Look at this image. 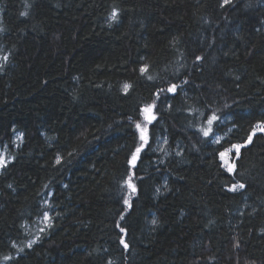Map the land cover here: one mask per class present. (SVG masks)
I'll use <instances>...</instances> for the list:
<instances>
[{
    "label": "trees",
    "instance_id": "obj_1",
    "mask_svg": "<svg viewBox=\"0 0 264 264\" xmlns=\"http://www.w3.org/2000/svg\"><path fill=\"white\" fill-rule=\"evenodd\" d=\"M2 156L0 264H264V0H0Z\"/></svg>",
    "mask_w": 264,
    "mask_h": 264
},
{
    "label": "snow or ice",
    "instance_id": "obj_2",
    "mask_svg": "<svg viewBox=\"0 0 264 264\" xmlns=\"http://www.w3.org/2000/svg\"><path fill=\"white\" fill-rule=\"evenodd\" d=\"M227 2H228V0H225V3H227ZM115 16H116V13H115V11H114L113 14H112V18L115 19ZM197 59H199V57H198ZM141 71H145V69H142ZM127 87H128V85H125V88H127ZM174 90H175V86H173V88L170 89V91H174ZM150 110H151V106L146 107V108L144 109V111H145L146 114L150 113ZM145 118L148 119L149 121H150L151 119H154V117H152L151 115H146ZM212 119H215V117L213 116ZM211 122H212V121L209 120V124H211ZM136 127L139 129V128H140V125L137 124ZM208 131H210V129L207 130V131H204V135H205V136L208 135ZM141 140H143L145 143L147 142V138H146V136L144 135L143 131L141 132ZM142 147H143V145H141L140 147H138V148L136 149V153H134V154H133V157H132V161H133V162L136 160V154H138V153L140 152V150H141ZM223 155H224V154L221 153V156H222V157H223ZM228 170L231 171L232 169L229 168ZM129 187L132 188L133 192L135 191V188H134L133 185L129 184ZM238 187H239V188H243L244 185H243V184H240ZM233 190H235V186H234ZM125 203H127V201H125ZM121 218H123V217H121ZM153 223H155V221H153ZM121 231H124V229H121ZM125 247H127V245H125Z\"/></svg>",
    "mask_w": 264,
    "mask_h": 264
},
{
    "label": "rangeland",
    "instance_id": "obj_3",
    "mask_svg": "<svg viewBox=\"0 0 264 264\" xmlns=\"http://www.w3.org/2000/svg\"><path fill=\"white\" fill-rule=\"evenodd\" d=\"M149 115H151L150 113H148ZM146 114V115H148ZM143 131V130H142ZM241 149V145H235L232 146L226 150H224L222 153L224 154L223 157L221 156L222 162H223V166L228 170L229 168H231L233 171L234 169V164H233V158L239 154V151ZM5 162V158L2 156L0 158V167L3 165V163ZM234 186L230 187L231 190H233ZM239 188L238 186H235V189Z\"/></svg>",
    "mask_w": 264,
    "mask_h": 264
}]
</instances>
